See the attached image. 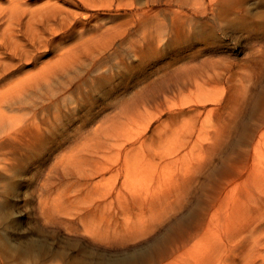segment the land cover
<instances>
[{
  "label": "rangeland",
  "instance_id": "obj_1",
  "mask_svg": "<svg viewBox=\"0 0 264 264\" xmlns=\"http://www.w3.org/2000/svg\"><path fill=\"white\" fill-rule=\"evenodd\" d=\"M22 1L29 11L37 12L50 2L64 14L61 23L52 20L40 25L37 18L30 20L29 29L34 32L28 35L25 29L29 17L19 19L13 27L19 45L31 55L15 62L12 80L29 76L32 85L18 93L23 102L18 101L10 113L12 124L10 119H2L12 136L0 139V264H151V252L168 248L165 227L191 215V211L192 224L184 230L196 237L198 228L192 217L200 208L197 199L202 195V184L219 167L223 156L232 152L231 147L243 134L241 125L246 123L252 129L259 125L258 119L247 118L246 103L262 83L264 44L254 43L251 36L255 25L264 30V0H231L227 5L210 8L206 15H192L185 6L184 11L191 17L186 20V36L171 25L178 7L165 3L153 6L151 0ZM0 5L7 6L5 0H0ZM150 9L153 11L149 15H158L169 30L159 40L145 41V51L135 54L134 46L143 42L142 28L131 26V22ZM123 23H131L125 28V37H111L112 48L99 52L110 38H103L104 33ZM92 36L94 58L82 46L77 48ZM206 49L218 51L210 59L213 67L205 68L204 77L192 80L182 93L169 95L164 109L135 104L141 95L169 78L182 62ZM47 74L51 78L45 80ZM196 99L206 101L205 108L196 110ZM181 100L186 102L183 110L167 109ZM124 103L127 114L116 117ZM128 119L136 122L130 124L123 137L117 128L128 124ZM249 131V139L257 143L258 135ZM86 132L93 140L86 145L78 143L76 148L72 143ZM37 134L40 138L35 139ZM141 136L146 145L133 152L137 164L130 165L131 177L126 183L124 169L118 168L125 150ZM166 136L174 142L166 143ZM186 140L191 144L183 150L180 146ZM167 149L180 160L172 166V177L162 176L160 190L165 198L160 199H177V188L171 185L175 179L187 189L186 197L179 196L183 200L178 205L155 204L159 217H164L163 223L140 245L124 249L108 246L115 237L128 240L141 220L144 224L155 221L148 212L149 204L136 201L140 193L155 186L153 174L159 172L161 176L163 170V160L156 159L160 167L152 171L144 164V157L165 155L170 152ZM251 154L253 161L248 167L233 166L241 178H230L227 192L242 195L252 165L264 170V141L256 154L252 149ZM94 162L108 167L121 163L111 172L94 176ZM186 163L191 169L189 179L183 170ZM52 166L56 174L48 173ZM45 177L49 181L40 192ZM255 197L243 215L231 223L229 232L228 227H220L204 237L202 231L176 258L164 264H188L198 258L209 262V250L215 248L220 250L215 257L217 264H264V193L257 191ZM176 207L177 211L172 212Z\"/></svg>",
  "mask_w": 264,
  "mask_h": 264
},
{
  "label": "bare ground",
  "instance_id": "obj_2",
  "mask_svg": "<svg viewBox=\"0 0 264 264\" xmlns=\"http://www.w3.org/2000/svg\"><path fill=\"white\" fill-rule=\"evenodd\" d=\"M153 6H157L160 3H165L169 6H177L178 8L173 11L172 18H171V25L173 26V29L178 31L181 36H186L185 33V26L187 25L186 20H188L190 15L184 11L185 6L191 10L192 15H206L208 13V10L211 8L227 5L231 0H151ZM186 1V3H185ZM7 6L0 5V139L2 136H8L11 137L10 131L7 128V124L2 119H10L9 123L12 124V119H14L13 116L10 115V113L14 112V106L17 105L18 101L22 103L21 96H18V93L23 92L24 90H27L28 87H31L32 85V79L28 76L20 81H15L13 79L14 75V68H15V62L20 61L23 62L26 59H29V54L31 55V52L29 50L25 49V46L19 45L15 30H13V27L15 23L24 17H29V20L26 24V35H28L31 31L29 29V26L32 22L30 20H34V18H37L38 22H42L40 25H44L45 22L50 23L52 20H55L56 22L61 23L63 19H60L62 15L64 14L63 11L56 7L55 5H52L50 2H47L46 4L42 5L37 12L35 11H29L26 9V5H28L26 2H23L22 0H5ZM150 11H153L152 9L148 10L147 12H144L142 14L138 15L137 20H133L131 23H123L121 26H118L117 28L106 31L104 33L103 38L110 37L107 42H103L102 47L100 48L99 52L104 53L107 52L112 48V42L114 41L113 36L116 38H123L126 35V27L128 25L134 26L137 29L142 28V37L143 42H137L134 46V53H143L145 50H143L142 47L145 41H155L162 38L163 35L167 33L169 30L168 24L158 17V15L150 16ZM248 17L244 16V20L247 21ZM244 21V22H245ZM149 24V25H148ZM5 27V29H1V27ZM254 33L251 36V41L254 43H263L264 44V30L261 25H255L254 26ZM30 30V31H29ZM40 39V38H39ZM123 43H125V38L123 39ZM41 44V41L39 42ZM34 44H32L33 46ZM47 45V43L45 44ZM141 46L139 49H137V46ZM37 44L34 45L36 47ZM82 46L83 49H86L85 51L90 52L92 57L94 58V36L82 41L80 45L77 47L79 48ZM133 45H131L132 47ZM151 44H148L147 47L150 49ZM133 48V47H132ZM136 48V49H135ZM133 52V51H130ZM218 51H214L212 49H206L205 51L196 52L195 56L192 58L187 59L185 62H182L181 66H178L174 69L173 73L170 75L169 78L163 79L157 86H155L152 90L148 91L146 94H143L139 97V99L135 100V104L137 106H146V105H154L156 109H164V106H166L168 102L169 95H173L175 92H180L188 87L190 82L192 80L203 78V71L205 68L213 67V62L210 60L211 57L217 55ZM26 58V59H24ZM192 63H196V66H192ZM46 70V69H44ZM260 76L262 78V83L259 87V89H255L252 91V96L249 99V102L246 103L247 105V118H250V120L258 119V127L252 129L249 125L246 123H243L241 127L238 125V128L244 130L243 134L240 135V139L237 143L234 144L233 147H231V153L226 154L223 156V158L220 160V165L218 168H216L212 175H210L206 181L202 184L200 190H201V197L197 199V204L200 207L199 211H196L195 216L192 218L196 219V227L198 228L194 233L196 235L193 236L191 232L184 230L186 227L188 228L189 225L192 224V221H190L191 215L194 214L193 211H191V215H187L186 217H183L179 221L169 222V224L165 227L166 228V242L168 243V248L164 249H158L157 251L150 253V259L151 264H164L165 261L174 259L177 257V255L181 252L182 249L188 244L190 241H193L197 236L201 235V232L203 231L204 237H207L210 235L211 230L213 232L214 229H218L220 227H228L226 230L229 232L231 227V223L234 220L239 219L244 212V209L246 211V208H248V205L250 201H253L256 197L255 194L257 191H260L261 193H264V170L250 169L249 173V182L244 189L242 195L237 194L233 195L231 192H227V186L230 184V181H228L230 178L233 179V181H237L238 178H241L240 171H236L233 169L234 165L239 164L241 166L245 165L248 167L253 161V156L251 154V149L253 150L254 154H256L259 144L264 141V59L260 63ZM46 77H49L45 80L50 79V75L47 74ZM50 81V80H49ZM47 81V83H49ZM20 90V91H19ZM202 99H196L194 101V105L197 106L196 110H199L200 108H205L206 101H201ZM215 101V100H210ZM186 102L183 100L179 101L178 103L175 102L173 106L168 107V110H174L175 107H178V110H183L184 105ZM199 108V109H198ZM121 113L117 114L116 117H123L125 114H127V105H123V107L120 109ZM200 114H203L204 112H199ZM211 113V111H208L207 114ZM130 120L128 124H126L124 127L117 128V133L119 135H122L123 137L127 134L130 124H133V122H136V119H128ZM236 124V122L234 123ZM9 125V126H10ZM15 127V125H14ZM10 128H12L10 126ZM249 129V133L251 132V135L254 136L258 135V141L257 143H254L253 138L251 137L249 139L248 133L246 130ZM146 130V129H145ZM144 130V131H145ZM143 136V135H142ZM141 136V137H142ZM40 138L39 134L34 136V138ZM171 138V139H170ZM36 139V138H35ZM163 137L161 140L163 141ZM190 139V138H189ZM90 140H93V138L90 135H87V132L75 139L74 144L77 148V144L81 143L83 145L88 144ZM166 143L172 144L174 142V139L172 137L166 136L164 141H167ZM139 144V146H137ZM167 144V145H168ZM191 141L186 140L181 143V148L183 150H188L190 147ZM146 145V139L144 137L139 138L133 145L130 147V149H126L123 153L122 163L119 162L116 164V167L120 165L121 167L118 168V170L124 169L125 172V180L124 182H129V179L131 177V167L130 165H136L137 163L133 160V152L137 151V149H144V146ZM193 146L190 148L192 150ZM189 150V152H190ZM166 151H170L167 149ZM174 152H166L165 155H161L159 153H156L153 155V157L148 158V156L144 157V164L149 165L151 170H156V168L160 167V163H155V160L160 158L162 162H164L163 166L161 168L163 169L161 172V176H159V172L153 174L152 181L155 183L154 187L152 186L150 189L146 190L144 193H140L138 196L136 203L140 205L149 204L148 205V212L151 214V220H155L151 224H144L143 220H141V223L139 224V227L134 232V235H129L128 240L124 239L125 237H122L120 239H117L116 237L113 240V242L108 243V246L110 247H119V248H130V246H138L143 241L149 239L152 237L157 231L160 230V225L163 223L164 217H159L160 210H158V205L155 204H161L165 202L167 205L170 203V205L174 202L175 204H180V202L183 200H179L180 197H186L187 195V189L182 186L179 181H172V184L174 183V186H176V196L177 199L173 200V202L164 201L162 200L164 194L160 190V186L162 184V176L166 174L169 178L172 177L173 169L172 166L179 163V160L172 157ZM137 156L134 158L136 159ZM137 160V159H136ZM76 161H78V158L74 159L73 162L76 164ZM162 165V164H161ZM113 166V165H112ZM108 167L105 165V163L102 162H94V165L92 167V170L94 171V176L98 175H104L107 172H111L116 167ZM185 166L184 175L185 177L189 179V174L191 169L188 168L187 163L184 164ZM167 169V170H166ZM166 171V173H165ZM55 173L56 171L53 170V166L51 169L49 168L48 173ZM158 175V176H156ZM49 177L48 175H45ZM48 177H45L43 179V184L40 186V192H43L45 189V185L49 181ZM231 179V180H232ZM186 185V184H185ZM180 192L182 194H180ZM119 195H122L119 192ZM175 196V193H174ZM162 198V199H160ZM42 206V204H41ZM160 207V206H159ZM43 211L46 209L43 205ZM146 209H142V214L145 213ZM170 208V207H168ZM177 208L172 210V212H176ZM194 219V220H195ZM186 228V229H187ZM190 228V227H189ZM200 233V234H199ZM209 262H205L202 260V258L196 259V261L188 264H217L215 261V257H217V253L220 252L219 249L215 248L213 251L210 249ZM211 255V256H210ZM144 260V258H143ZM211 261V262H210Z\"/></svg>",
  "mask_w": 264,
  "mask_h": 264
}]
</instances>
